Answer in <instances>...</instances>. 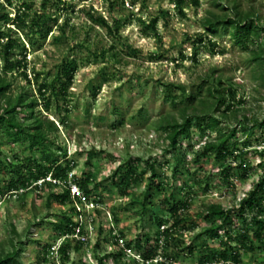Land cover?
<instances>
[{
    "label": "rangeland",
    "instance_id": "rangeland-1",
    "mask_svg": "<svg viewBox=\"0 0 264 264\" xmlns=\"http://www.w3.org/2000/svg\"><path fill=\"white\" fill-rule=\"evenodd\" d=\"M0 1L9 13L7 27H17L13 20L18 10L25 15L26 25L17 38L27 47V76L25 72L7 74L9 95L15 97L32 89L38 96L35 73H40V81L50 80L63 61L74 68L66 97L60 95L58 102L52 98L51 109L43 111L59 129L46 155L59 163L72 161L68 182L90 177L81 189L82 194L89 193L66 203L52 195L65 189L63 182L50 187L42 179H31L28 186L0 199V251L12 250L13 238L22 248L20 264H101L100 258L109 253L106 264H222L210 255L227 248L229 238L223 228L219 237L207 234L212 222L201 214L210 203H220L226 209L238 207L264 178V132L260 125L264 90L251 62L257 43L246 46L222 26L215 33L205 26L206 19L214 15H235L234 0H51L46 8L43 0ZM235 1L240 10L254 11L264 26V0ZM89 12L105 17L112 30L94 22ZM33 22L38 25L32 31ZM260 42L264 45V37ZM17 49L22 51L20 42ZM212 75L222 76L236 100L244 101L236 114L222 118L224 127L238 129L232 142L239 150L224 162L214 155L203 157L204 143L216 133L207 135L194 121L191 136L180 139L182 164L177 166L174 153L166 151V134L157 127L168 114L180 118L165 98V84L198 91L204 80L212 82ZM62 82L64 79L58 83ZM23 146L0 134V161L13 162L10 168L0 166V185L7 186L9 179L18 178L14 170L28 175L27 158L46 156L25 152ZM153 162L157 176L149 189ZM130 163L142 178L118 188L112 175ZM229 165L233 170L227 176L223 169ZM243 168L248 171L246 178ZM48 179L54 180L51 175ZM176 200L188 203V208L181 210L186 221L173 228L168 239L163 236L158 240L156 218L163 221L161 229L171 226L175 219L170 207ZM69 218L78 224V234L58 230L57 223L65 224ZM252 219L249 215V224ZM244 227L241 221L229 227L233 232L231 247L239 251L242 264H264V237L258 239L252 229L248 241L254 248L244 247L239 235ZM144 233L152 238L145 251L159 245L157 256L149 261L134 245L127 246ZM76 236L83 241L79 249L73 240ZM66 242L70 243L68 258L59 252ZM206 256L209 262L203 260Z\"/></svg>",
    "mask_w": 264,
    "mask_h": 264
},
{
    "label": "trees",
    "instance_id": "trees-1",
    "mask_svg": "<svg viewBox=\"0 0 264 264\" xmlns=\"http://www.w3.org/2000/svg\"><path fill=\"white\" fill-rule=\"evenodd\" d=\"M12 3V0H7ZM51 0H43L42 7L46 8ZM181 1V0H179ZM61 3L62 0H57ZM27 5L23 3L25 8ZM233 9L235 15L224 14L214 15L213 18L209 17L205 21V26L209 31L217 32L219 26H222L224 32H229L233 38L246 46H251L257 43L256 48L252 51V61L254 63L255 77L260 82V87L264 90V45L260 42V39L264 37V26H261L260 19L256 18L254 11H242L239 9L238 3L234 0ZM89 17L105 27L108 30H112L108 20L103 16H96L89 12ZM10 21L9 13L5 12L4 3L0 1V56L2 58L3 65L0 66V134L13 144H23V151H30L33 155L37 152L46 155L48 151H51V144L55 143L54 135L58 133L59 129L55 121L50 118L43 111L48 112L51 109L52 98L55 101H59V96L66 97L69 85L73 82L74 68L68 61H63L57 65V70L53 75L52 79H44L40 81V73H35L36 81L38 83L39 95L35 96L32 89L20 91L17 96L13 97L9 95L11 84L7 79V74L16 72H25V54L27 47L25 44L17 38V32H25V15L18 10L15 14L13 22L17 27H7ZM157 19L155 18L151 22V26L154 27ZM38 23L33 22L30 26L33 28ZM21 43L22 51L18 52V45ZM30 43L33 45V38L30 39ZM24 55V56H23ZM64 82L59 84V81ZM209 80H204L199 86L198 91H188L184 85L171 83L165 84L164 93L165 98L169 100V103L174 110H176L180 118L175 115H166L157 122V127L160 128L165 134L166 139L169 141L166 151L172 152L175 155V161L177 166L182 164V159L179 154V147L181 146L180 139L182 137L189 138L191 136V129L196 126L207 135L216 133L215 138L210 139L204 143L202 149V156L206 157L214 155L218 161H226L228 158L233 157L239 150L232 142L238 134V129L231 126H223L222 118H227L228 114H236L239 107L244 104L241 99L236 100L234 90L227 87V83L224 82L222 76H213ZM207 84L204 87V84ZM59 84V85H58ZM49 92L50 96H46ZM264 92V91H263ZM43 101L40 103V100ZM222 110V111H221ZM88 112V109H87ZM117 112V109L116 111ZM220 112V115H217ZM256 122L257 119L255 118ZM260 125L263 127L264 132V120L261 121ZM244 144L248 145L249 141ZM18 156V155H17ZM27 158L30 162L28 166L29 174H21L20 171L14 170V173L18 174L17 179H9L7 186L0 185V199L5 197L11 191H18L20 186H28L31 179L39 181L43 179L50 187L58 185L57 181H62V185L65 188L62 192L55 191L52 193L58 201L66 203L71 201L72 194L70 190V183L67 181V176L72 169V161L66 159L64 163H59L57 160H51L47 155L40 159ZM17 158V157H16ZM19 161V159H17ZM200 161V158L197 159ZM141 162V159H138ZM12 161H0V166L10 168ZM242 167L243 164L240 163ZM152 171L151 184L149 189L152 188L155 177L157 176L156 163H150ZM233 167L229 165L223 169V172L230 176ZM247 169L243 168L242 176L247 177ZM51 175L56 182L47 180V177ZM142 178V175L137 173V169L131 163L127 165L126 169L122 166L114 172L112 175L113 184L118 188H123L131 185L132 183L138 182ZM90 177L82 180L74 178V182L83 189L85 184L89 183ZM1 182V181H0ZM68 182V183H67ZM36 186L38 184H35ZM161 185H157L158 188ZM89 191H84V194H88ZM264 178L255 185L250 191V194L240 201L238 207H232L226 209L220 203H210L206 205L204 213L201 216L205 220L211 221V225L206 228L207 234L211 237H219L220 229H225V235L228 237V247L218 251L211 252V259L220 262L222 264H242V258L237 249L231 247V239L233 238V232L229 229L236 221H241L245 224L242 233L239 232L242 246L254 248L253 242L248 241L249 234L254 229L253 234L260 240L264 237ZM51 198V197H50ZM49 198V200H50ZM73 199H79L78 196ZM147 200V199H146ZM143 211L147 210L146 201L143 202ZM188 203L181 201H174L170 207V213L174 217L175 221L171 226L164 227L163 221L156 218L159 225L158 235L160 240L161 237L168 239L173 228H176L186 221V218L182 215L181 210L187 209ZM76 208L73 207V211ZM252 215L251 224L248 223V216ZM220 222V223H219ZM75 223L71 218L68 222L57 223V228L64 234L73 235L76 231ZM143 238L140 237L134 241L127 243L128 248L132 245L143 253V258L146 261L152 260L157 256L156 245L152 249L145 251L147 244L152 242L151 235L144 233ZM75 247L80 248L83 241L75 239ZM22 244V241H19ZM167 244V243H166ZM12 250L0 251V264H20L19 255L22 248H18L14 239H11ZM231 249H233L231 251ZM70 250V243H63L59 247V252L68 258ZM231 251V252H230ZM111 253L105 254L100 258L101 264H106V261L110 258ZM204 261L210 260L209 256L203 258ZM209 262V261H208Z\"/></svg>",
    "mask_w": 264,
    "mask_h": 264
},
{
    "label": "built area",
    "instance_id": "built-area-1",
    "mask_svg": "<svg viewBox=\"0 0 264 264\" xmlns=\"http://www.w3.org/2000/svg\"><path fill=\"white\" fill-rule=\"evenodd\" d=\"M47 180L52 181L54 183L56 182L55 179L51 180V179H48V177H47ZM69 183H70V190H71L72 197H76V196H78L79 198L85 197L84 192H83V194L81 193V188L78 186V184L71 183V182H69ZM78 233H79V231L75 232L74 234H78ZM75 238H78V237L76 236Z\"/></svg>",
    "mask_w": 264,
    "mask_h": 264
}]
</instances>
